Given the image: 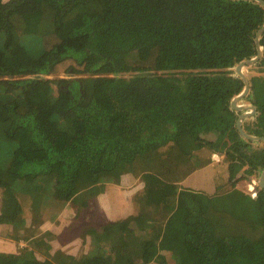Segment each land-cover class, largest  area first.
<instances>
[{"label":"trees","instance_id":"1","mask_svg":"<svg viewBox=\"0 0 264 264\" xmlns=\"http://www.w3.org/2000/svg\"><path fill=\"white\" fill-rule=\"evenodd\" d=\"M263 24L256 0H0V225L27 235L0 264H264V188H235L261 173L264 141L231 106ZM248 80L242 127L264 136V78ZM213 162L229 191L182 187ZM129 173L143 182L130 215L100 216L77 256L43 249Z\"/></svg>","mask_w":264,"mask_h":264},{"label":"rangeland","instance_id":"2","mask_svg":"<svg viewBox=\"0 0 264 264\" xmlns=\"http://www.w3.org/2000/svg\"><path fill=\"white\" fill-rule=\"evenodd\" d=\"M71 66H73L72 63H70L67 66V68H70ZM65 67L66 66L63 65L61 68L57 69V71L54 74L47 75L46 77H54V76L69 77V74L65 73L66 72V70L64 69ZM244 72L248 77L253 76V75H257V76L264 78V66L248 65V66H245ZM73 75L79 77V75L77 73H74ZM241 103H250V102L241 101L240 104ZM206 138L209 140H212L214 137L213 138L210 136L208 137V135H207ZM213 157L215 158V160L217 158H219V160H222V158H223V156L221 158V155H219L217 157L216 154ZM212 164L214 166L210 165L209 169L212 170L215 168V171H217L216 169H218L217 168L218 164H216L214 162ZM200 173H203L206 176V180H205L206 184L205 185H203L201 183L193 184V185H184V184L182 185L181 184L182 187L189 189V190H192V191H196V192H198V191L203 192L204 195L207 197L221 196L224 193L223 191H229L231 189L229 184L224 186V179L223 178L217 179L218 177L216 176V173L214 176L212 171L198 172V173L192 175L191 177L196 176ZM240 174L243 175L242 173H240ZM123 179H124V181L119 186H117V189H119V195H120L121 201H119V197L116 194L110 192L109 189L107 192L100 194L96 198H100L101 200H104L106 202V204L97 203V205L94 206L93 209L91 208V211L84 212L82 214V217H80L79 221L72 228H69V230L65 231V233L62 234V240L61 241L56 240V242L59 244H63V243H67V242L72 241L71 239H73V240L75 239V240H78L81 242V247L77 251L78 254H81L84 251H89L91 249V240H90V236H88L86 233V229L89 226H92V225L97 226V224L100 222V219H99L100 216L102 217L103 223H107V221H105V218L106 219L107 218L108 219L115 218V216L117 214H121V213L126 214L127 212H129V210L132 211L131 205L126 206V203H129V204L132 203V198L135 197V194H133V192L136 190V181L138 180L137 181L138 187H139L138 189L143 187V182L139 179V177H137V175H135L133 173H129L127 175H124ZM256 179H257V175H255V176L252 175L249 178H245V180L244 179L240 180L237 183V189L243 191L246 194H248V193H256L257 194V189H256L257 180ZM217 186H219L220 189H219V191L216 192V195L213 194V192L208 190V188L209 189H212L214 187L217 188ZM251 187H252V189H250ZM76 204L81 205L82 203L76 202ZM100 208L104 209L108 212L100 211ZM109 212H111L112 215ZM117 218H125V217L117 215ZM56 219L58 220L59 224H61V225L65 224V223H69L71 221L66 208L62 209L60 211V213L57 215ZM26 221H27V216H26ZM45 222H47V221L46 220L43 221L42 224H40V227L46 225V224H43ZM40 231H41L40 232L41 235L46 233V231L43 228L40 229ZM47 235H49V233ZM45 238H46V236L42 237L43 240H46V241L49 240V239H45ZM54 241L55 240H53L52 242H54ZM122 241H123V237L121 236L120 239L118 238V242L121 243ZM5 244L8 246L7 243H5ZM1 253H3V252H1ZM163 255H165V257L167 258L169 254L163 253Z\"/></svg>","mask_w":264,"mask_h":264},{"label":"crops","instance_id":"3","mask_svg":"<svg viewBox=\"0 0 264 264\" xmlns=\"http://www.w3.org/2000/svg\"><path fill=\"white\" fill-rule=\"evenodd\" d=\"M216 154V156L218 157L220 154H217V153H212V158H213V160H214V162H219L220 160H219V158H217L216 160H215V158L213 157L214 155ZM221 158H222V155H221ZM210 165L211 166H214L212 163H210L209 164V166H207L204 170H200V169H198V170H196V171H194L193 173H191V174H189L182 182H181V184L183 185H193V184H199V183H201V184H203V185H205L206 183H205V180H206V176H205V174H203V173H200V174H198V175H196V176H193V177H191L192 175H194V174H196V173H198V172H208V171H212L213 172V175L215 176V171H214V169H212V170H210L209 169V167H210ZM239 176V175H238ZM218 177V176H217ZM222 178L224 179V186H226L227 185V183H226V179H227V173H226V168H225V166H223V168H222ZM221 178V179H222ZM235 180H237V176H236V178H235ZM234 180V181H235ZM230 185V184H229ZM117 186H119V185H112V186H110L109 187V190H110V192H112V193H114V194H116L118 197H119V201H121V199H120V195H119V189H117ZM223 186V187H224ZM219 186H217V188H218ZM222 187V186H221ZM230 187H231V185H230ZM217 188H212V189H209L208 188V190L209 191H211V192H213V194H216V192L217 191H219ZM232 188V187H231ZM235 188L237 189V183L235 184ZM224 193L226 192V191H223ZM97 203H100V204H106V202L104 201V200H101L100 198H96V200L95 201H93V206H96L97 205ZM127 205H131V203L129 204V203H126V206ZM67 211H68V214H69V217H70V219H72L75 215H74V211L73 210H71V209H67ZM100 211H105V212H108V211H106V210H104V209H101L100 208ZM111 215H112V213L111 212H109ZM114 213V212H113ZM132 213V211L131 210H129V212H127L126 214H117V215H120V216H124V217H126V216H128V215H130ZM117 215L115 216V218H117ZM110 219H106L105 218V221H109ZM112 220V219H111ZM49 227H50V225H44V230L45 231H47V230H49ZM11 230V226L10 225H0V253L1 252H3V253H5L6 251H7V253L8 252H11V251H13L15 248H17V247H23V246H25V244H26V242L24 241V239H23V237L24 236H27V235H24V233L26 232H23V231H20L19 232V234L18 235H20V236H22V238H19V240L16 242L15 240L16 239H13V236H12V234L10 233V234H8V232ZM8 236H10L9 238H8ZM72 241H70V242H67V243H63V244H59V243H57L56 242V240L54 241V242H50V246H47L46 248H43L45 251H48L50 254H53L54 252H56V251H59L60 250V252H63V253H66V254H69V255H75V256H77V251L80 249V247H81V242L80 241H78V240H73V239H71ZM5 243H7L8 244V246L5 244Z\"/></svg>","mask_w":264,"mask_h":264},{"label":"water","instance_id":"4","mask_svg":"<svg viewBox=\"0 0 264 264\" xmlns=\"http://www.w3.org/2000/svg\"><path fill=\"white\" fill-rule=\"evenodd\" d=\"M258 3H260L263 7H264V1L263 0H256ZM264 32V24L263 26L256 32L255 35V46H256V50L257 53L254 57L249 58V59H245L240 61L234 68L235 72L237 73L238 76L241 77L243 83H244V88L243 90L236 95L235 97H233L231 99V106L235 109V110H239L242 111V113L238 116L237 120H236V128L238 130V132L246 139L248 140H253V141H264V136H257V135H252L247 133L243 127H242V121L250 116H252L255 113V106L251 103H241L240 104V100L246 96V94L249 91V80H248V76L245 74L244 72V68L245 66L248 65H252L255 64L258 59L261 56V51L262 48L260 46L259 43V39L261 37V34ZM251 179V178H250ZM257 183L256 185L260 188H264V167L261 171V173L257 176Z\"/></svg>","mask_w":264,"mask_h":264},{"label":"built area","instance_id":"5","mask_svg":"<svg viewBox=\"0 0 264 264\" xmlns=\"http://www.w3.org/2000/svg\"><path fill=\"white\" fill-rule=\"evenodd\" d=\"M254 182V181H253ZM252 189V187L250 188ZM249 195L252 197V198H255L256 197V193H249Z\"/></svg>","mask_w":264,"mask_h":264},{"label":"clouds","instance_id":"6","mask_svg":"<svg viewBox=\"0 0 264 264\" xmlns=\"http://www.w3.org/2000/svg\"><path fill=\"white\" fill-rule=\"evenodd\" d=\"M257 186V185H256ZM248 195H249V193H248ZM250 196V195H249ZM251 197V196H250Z\"/></svg>","mask_w":264,"mask_h":264}]
</instances>
